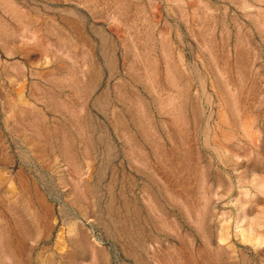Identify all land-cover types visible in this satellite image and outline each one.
Wrapping results in <instances>:
<instances>
[{
	"label": "rangeland",
	"instance_id": "obj_1",
	"mask_svg": "<svg viewBox=\"0 0 264 264\" xmlns=\"http://www.w3.org/2000/svg\"><path fill=\"white\" fill-rule=\"evenodd\" d=\"M0 264H264V0H0Z\"/></svg>",
	"mask_w": 264,
	"mask_h": 264
}]
</instances>
